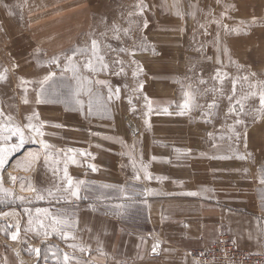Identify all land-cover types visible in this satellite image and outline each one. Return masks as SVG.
<instances>
[{
	"label": "rangeland",
	"instance_id": "obj_1",
	"mask_svg": "<svg viewBox=\"0 0 264 264\" xmlns=\"http://www.w3.org/2000/svg\"><path fill=\"white\" fill-rule=\"evenodd\" d=\"M29 1L0 0V146L18 143L10 131L17 127L26 141L0 177L10 166L31 168L45 144L63 151L88 141V124L140 136L189 107L192 122L234 136L230 150L243 152L247 124L264 118V0ZM60 156H49L51 168H60ZM20 182L27 190L29 181ZM13 183L2 179L0 248L7 241L26 256L41 249L44 261L62 260L63 225L55 221L64 211L58 205L54 220L33 214Z\"/></svg>",
	"mask_w": 264,
	"mask_h": 264
},
{
	"label": "crops",
	"instance_id": "obj_2",
	"mask_svg": "<svg viewBox=\"0 0 264 264\" xmlns=\"http://www.w3.org/2000/svg\"><path fill=\"white\" fill-rule=\"evenodd\" d=\"M190 114L188 107L140 136L91 132L88 124V141L63 151L39 147L28 170L7 168L2 179L16 178L12 190L28 196L30 212L54 220L59 205L68 223L62 260L44 261L41 249L26 256L6 241L0 264H65V254L67 264H196L188 253L221 233L242 252L264 253V118L247 124L239 152L229 147L234 136L214 135ZM54 154L64 158L60 168L49 164ZM60 172V181L50 179Z\"/></svg>",
	"mask_w": 264,
	"mask_h": 264
},
{
	"label": "built area",
	"instance_id": "obj_3",
	"mask_svg": "<svg viewBox=\"0 0 264 264\" xmlns=\"http://www.w3.org/2000/svg\"><path fill=\"white\" fill-rule=\"evenodd\" d=\"M196 264H264V253H246L238 250L225 233L207 248L188 253Z\"/></svg>",
	"mask_w": 264,
	"mask_h": 264
},
{
	"label": "snow or ice",
	"instance_id": "obj_4",
	"mask_svg": "<svg viewBox=\"0 0 264 264\" xmlns=\"http://www.w3.org/2000/svg\"><path fill=\"white\" fill-rule=\"evenodd\" d=\"M91 45H92L93 53H95V51H96V49L98 47L97 41L93 39L92 42H91ZM53 62H55V60ZM2 78L3 77H0V79H2ZM45 79H48V78L46 77ZM117 92H118V90H117ZM38 102H40V101H38ZM77 103H79V101H77ZM260 103H261L262 106H264V93H262L260 95ZM186 106H187V102H186L185 107ZM213 106L214 105H209V107H213ZM181 114H183V112ZM28 127L33 128V130L39 132V129L34 128V126H32V125H29ZM10 131H11V135L12 136H16L18 138V143L13 144V145H11L8 148H4V147L0 146V169H3L4 166L6 165L7 160H8V156H10L13 152L18 151L20 148H22L24 146V143L26 142L25 138H24V132L19 127L15 128V129H10ZM4 139L5 140H10L11 136L4 137ZM47 147H48V145L45 144V148H47ZM65 178H67V172L66 171H65ZM10 179L15 181L16 178L15 177H10ZM68 185H69L70 188L73 186L72 185V181H71L70 178L68 179ZM5 191H7V190H5L3 188V186H2V177H0V192H5ZM78 191H79L78 188L75 191H72V193H71L72 196H78ZM49 195H51V193H49ZM0 202H2V201H0ZM39 211L40 210L37 209V212H39ZM29 223L31 224V220L29 221ZM55 223L57 225H66L68 222L66 220H56ZM40 227H43V225L41 224ZM18 234H19V228H17V232L11 234V239L12 240H16L18 238ZM64 238H67V236H65ZM81 250H83V249H81ZM35 251L37 252V255H39V249H36ZM153 251H155V246L153 248ZM53 255H54V253H53ZM67 261H68V256H67V254H65L64 255L65 264H67Z\"/></svg>",
	"mask_w": 264,
	"mask_h": 264
},
{
	"label": "bare ground",
	"instance_id": "obj_5",
	"mask_svg": "<svg viewBox=\"0 0 264 264\" xmlns=\"http://www.w3.org/2000/svg\"><path fill=\"white\" fill-rule=\"evenodd\" d=\"M41 5H42V4H41ZM41 5H40L39 7H42ZM44 5H45V4H44ZM44 5H43V6H44ZM51 5H52V4H51ZM60 6H62V4H61V5L59 4V7H60ZM243 6H244V5H243ZM49 7H50V6H49ZM49 7H48V8H49ZM57 8H58V7H57ZM30 9H31V8H29V10H30ZM34 9H35V8H34ZM61 9H62V8H61ZM35 10H36V9H35ZM35 10H34V11H35ZM36 12H37V11H36ZM43 13H44V12H43ZM253 13H254V12H253ZM31 14H32V13H30V15H31ZM40 14H41V12H40ZM35 15H36V14H35ZM64 17H65V16H63V18H64ZM6 19H7V18H6ZM27 19H28V18H27ZM7 20H9V19H7ZM13 20H14V19H13ZM11 24H12V23H11ZM9 27H10V26H9ZM11 27H12V26H11ZM14 28H15V27H14ZM21 90H22V89H21ZM21 97H22V96H21ZM40 109H41V108H40Z\"/></svg>",
	"mask_w": 264,
	"mask_h": 264
}]
</instances>
